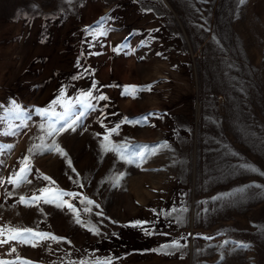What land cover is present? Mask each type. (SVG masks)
<instances>
[{"label":"rangeland","instance_id":"rangeland-1","mask_svg":"<svg viewBox=\"0 0 264 264\" xmlns=\"http://www.w3.org/2000/svg\"><path fill=\"white\" fill-rule=\"evenodd\" d=\"M101 17H110L106 36L84 31L95 29ZM121 44L128 47L114 52ZM94 82L93 94L109 99L93 101L98 110L81 127L56 137L76 172L67 158L37 154L30 184L7 183L39 143L42 121L33 109L46 107L61 88L73 98ZM148 85L135 98L122 95L125 86ZM13 99L29 118L16 135L0 134V144L14 145L0 156V226L38 228L71 243L32 247L12 241L0 246V258L32 264L106 257L113 264H264V0H0V104ZM148 113L156 115L146 124H121L112 139L167 141L171 150L140 167L101 153L95 133L105 129L99 120L111 128ZM5 131L7 123L0 125ZM118 172L125 174L119 187L105 182ZM40 174L100 205L85 213L86 205L72 200L100 235L76 224L67 208L41 204L40 211L18 203L47 184L36 178ZM172 208L187 210L171 216L152 211ZM135 220L149 221L145 227L153 234L123 226ZM174 240L186 247L152 251ZM12 247L16 251L8 255Z\"/></svg>","mask_w":264,"mask_h":264},{"label":"snow or ice","instance_id":"snow-or-ice-1","mask_svg":"<svg viewBox=\"0 0 264 264\" xmlns=\"http://www.w3.org/2000/svg\"><path fill=\"white\" fill-rule=\"evenodd\" d=\"M71 3V0H68ZM241 3L244 0H240ZM110 19L106 17H101L99 21L96 22L95 29L89 27L84 31L99 37L106 36L108 29L104 27V22ZM147 42L141 41V46H144ZM127 44H121L113 48L114 52H119L124 48H127ZM98 55L99 53H92ZM126 54H130L126 53ZM157 55H161L157 53ZM87 71V69H85ZM83 75V73L81 74ZM151 85L146 86L145 88H138L137 86H125L122 95H132L135 98L136 94L140 91L150 90ZM96 90L95 82L92 85V89L88 91H81L78 96L73 98H68L66 95V89L61 88L57 94V97L54 98L46 107H36L33 109L35 114L42 121L37 125L41 135L38 137L39 143H33L28 149V155H25L20 161V167L14 175L10 176L7 180V183L13 185L14 187H19L23 183H31L32 181L28 179L29 175L32 173L31 158L34 155H43L44 153H55L58 154L61 158H67L68 153L63 149V147L57 142L56 137L62 135L69 130L75 132L77 128L81 127L83 120L88 116L89 112L97 111V104H94L93 101H107L109 98L106 95H94L93 92ZM103 114V110H101ZM155 113H148L147 115L129 119L125 117L120 123H117L114 127H107L103 120H99L101 127L105 129L104 133H95L97 137H101L99 141V148L102 154H107L109 152L115 154L118 160L123 161L125 164L135 165L140 167L145 163L151 156L156 155L159 151L163 149L171 150V146L167 141L161 142L158 145H147V144H133L127 139L121 142L114 141L112 139L113 135H119V129L121 124H146L148 119L152 116H155ZM28 116L25 115V109L18 104L14 99L10 100L8 105L0 104V125L7 123L8 131H5L3 135H16L17 131L27 127ZM106 118V117H105ZM19 121L20 123H14ZM87 129H85L86 131ZM50 141V142H49ZM14 145H4L0 144V156H2L6 151L10 152ZM67 166L72 169L73 172H76V169L72 166V161L70 158L66 159ZM3 164V160H0V165ZM242 167L248 168L252 171H257V169L252 168L250 165H242ZM38 171V170H37ZM264 175V173H261ZM123 172H118L115 175L109 177L105 182L111 183L113 187H119L121 180L124 178ZM79 177V173H77ZM37 179H42L46 181L47 184L44 187H41L37 190V193H33L30 198L21 196L18 203L25 205L27 207H37L40 211L43 209L40 207L41 204H51L55 205L57 208H67L69 212L73 214L75 223L81 227H86L87 230L94 235H100V230L96 225L91 223H85V221L80 216V209H78L73 203L72 200L79 199V203L86 205L83 211L85 213L91 212V207L95 206L99 208L100 205L96 204L94 200L82 196L81 193L66 191L59 188L56 185V181L52 177L40 174L36 177ZM70 180L73 178L70 176ZM4 183L3 179H0V185ZM73 183L78 184L79 187H83V184L79 183V180H73ZM259 187V185H257ZM8 196H12L11 192L7 193ZM69 197L70 199H65ZM216 199V198H214ZM187 209H176L172 208L171 210L165 212L161 210V213H156L155 209H152L154 214L157 215H166L171 216L174 212H184ZM97 215H103L102 212L97 213ZM177 223H182V216H177ZM115 223V221H113ZM149 221L135 220L130 222L128 225H123L124 227H133L139 228L145 235H152L153 232L146 228L145 225L149 224ZM113 235H116L113 233ZM204 239H211V237H204ZM12 241H16L19 244L31 245L32 247H37L39 244L45 241H52L55 243L66 242L64 237H59L53 233L33 229L31 227H13L10 225L0 226V246L9 244ZM228 243V241H225ZM186 245H182L180 241L174 240L170 243L163 244L158 249H152V251L163 252L164 254H171L170 250H179ZM238 247H248L246 244L238 243ZM16 251L15 247H12L8 252V255H11ZM0 264H32L31 261L22 260L19 257L15 261L7 260L0 258ZM72 264H77V262H72ZM78 264H113L112 257L106 258H95L92 260H81Z\"/></svg>","mask_w":264,"mask_h":264}]
</instances>
